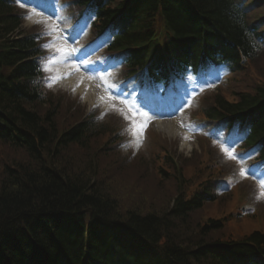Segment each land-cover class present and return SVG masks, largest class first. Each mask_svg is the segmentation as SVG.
Masks as SVG:
<instances>
[{"label": "trees", "instance_id": "1", "mask_svg": "<svg viewBox=\"0 0 264 264\" xmlns=\"http://www.w3.org/2000/svg\"><path fill=\"white\" fill-rule=\"evenodd\" d=\"M144 1L141 8H132L130 11L131 15L136 13L132 41L114 45L117 50L140 45L135 51L130 48V55H127L126 64L130 70H142L147 61H154L149 68L152 79L175 78L176 82H182L188 75L199 79L210 73L224 71L236 77L240 73L244 74L256 57V37L245 19H242V12L235 5V0ZM90 3L97 5L94 11L99 16L100 24L96 29L111 22V18L116 17L125 4L107 8L104 0H80L82 5ZM229 5L233 15H229ZM14 9L12 0H0V17L5 18L0 21V142L9 148L24 151L28 162L19 164L20 166L14 164L12 169L7 167L6 176L1 178L0 220L1 214L5 215L8 209L36 203L48 212L55 224L67 217L72 226L64 230L53 229L42 218L34 226V231L40 229L48 234L54 248L36 243L52 252L47 251V264L60 263L57 260L60 251L70 262L81 254L69 256L75 249L82 251L83 242L66 235L85 229L82 218H85L84 225L87 228L93 220L105 223V217L108 218L109 215L114 218L116 216L126 231L141 233L138 243L127 248L137 260L122 261L120 264H147L149 260L151 264H264L261 262L264 259L261 255L264 253L263 232H254L239 241L228 240L230 244L223 248L218 244L222 242L220 240H215L217 243L214 240L205 241L210 233L225 231L222 229L224 220L216 219L206 224L201 230L203 235L196 241L195 249H189L191 246L186 249L176 243L177 233H181L179 222L181 224L186 221L194 212L203 210L205 205L212 204L217 199L214 188L204 183L201 185L202 191L196 189L191 195L183 191L187 187L177 192L168 209L163 207L152 212L148 210V213L128 210L124 214L116 209L112 210V205L116 206L119 202L111 201V198L98 189L99 184L91 171L74 169L63 154L71 147L87 155L97 153L94 151L95 137L100 129L90 121H78L65 128L56 124L59 106L48 100L43 89L39 62L36 60L41 52L37 36L18 31L22 26V17ZM157 21H164L169 27L170 34L165 40L167 42H144L152 34ZM246 38L252 46L247 43ZM163 43L164 50L159 52ZM167 52L169 60H165ZM255 77L256 80L252 82L254 85L256 81L258 83L254 88L247 87L232 99L220 94L209 99L212 101L210 109H205L203 115L211 121L247 124L251 129L248 146H257L264 158V79L258 74ZM39 105L49 107L44 109L46 113L43 116L34 108ZM167 160L170 161V158ZM176 173V178L185 182L184 177L177 171ZM113 212L116 213L115 216L112 215ZM22 214L17 213V218L23 217ZM147 241H151L154 248H146L144 244ZM90 243V247L96 249L91 253L94 260L101 254L108 255L104 253V244L98 245L94 240ZM162 243L166 245L162 246ZM209 243H212L210 248L213 252L207 247ZM229 250L235 255L227 252ZM159 255H163L162 259Z\"/></svg>", "mask_w": 264, "mask_h": 264}, {"label": "rangeland", "instance_id": "2", "mask_svg": "<svg viewBox=\"0 0 264 264\" xmlns=\"http://www.w3.org/2000/svg\"><path fill=\"white\" fill-rule=\"evenodd\" d=\"M18 13L23 15L21 9H18L16 14ZM259 17L264 18V4L257 14V18ZM37 19L40 18L33 17V21ZM54 20H48V22L52 23ZM33 21L25 19L23 28L21 27L18 31L22 30L26 34L33 32V27H35ZM66 21V19L59 21L63 30V25L67 24ZM38 26L39 30L43 32L45 26L43 24ZM61 36H67V34L62 31ZM88 36L89 34L78 42H76L79 38L78 36H68L61 41L65 47L75 49L70 58L74 59L80 54L87 52L85 47L87 44L86 40L91 38ZM50 40L51 37H45L46 43ZM100 57L104 58L102 55L97 56V58ZM65 66L63 64L57 65L52 73L47 72V74L53 76L59 73L60 70L66 69ZM249 68L242 77H235L233 80L230 77L222 87H218L219 84L213 83L201 86L203 87V95L195 101L192 100L195 96H192L193 93L191 91L182 100L173 101L171 105L165 106V103H160L165 111L168 106V109L173 114L172 116L161 117V119L165 123L177 122L176 136L157 130L159 117L156 109L150 108L151 111L143 109V113H147L151 119L147 122V127L142 137H140V146H136L135 138L133 137L130 153H127L120 142L125 137L122 128L126 121L129 120H126L119 111L113 109L116 117L109 119L110 125L108 129L99 134L100 139L97 142L96 150H94L98 154L95 152H91L90 155L83 154L71 147L63 153L65 155L64 158H67L69 165L71 164L74 169L78 168V171L79 169H87L88 172L91 171L95 175L96 182L100 187L98 189L111 198V201L117 200L119 202L116 206L115 204L112 205L113 211L116 209V211H120L119 213L124 214L128 210L147 211L148 213L163 207L168 209L177 196V192L187 187V193L191 194L197 189L195 188L196 185L207 176V172L210 176L215 174L221 178L232 167L230 163L229 165L223 162L221 153L224 155L225 153L222 151V146L216 144L219 142L213 140L211 143L201 137L197 139L196 133L191 130L192 125L190 124L189 116L190 118H202L204 110L210 109L209 106L212 103L207 96H211L213 93L223 94L232 99L236 93L243 92L247 87L254 88L258 82L256 81L254 85L252 81L256 80L255 76L257 74L261 79H264V57L251 64ZM109 70H111V66H109ZM109 74L103 76V79L98 78L95 81L97 83L95 86V97L98 100L104 97L103 92L106 93L105 98L109 97L110 93H123L120 85L119 88H115V91H109L108 94L107 88L111 86L110 84H113L114 80H117L120 84L122 78L119 70H114L109 72ZM51 89L52 91L47 92V94L53 99L54 104L59 106L56 124L62 128L81 121L79 118L82 115L87 116L89 109H92L91 111L96 115L103 116L112 110L110 105H115V108L123 109L125 112H127V106H132V103L127 98L125 99L115 94L110 95L114 97L113 100L105 99L101 100L99 105H91V102L89 103L77 90H70L59 81L52 83ZM121 100L125 101V103L121 104ZM34 108L37 113L43 116L46 113L44 109L49 107L48 105H39ZM128 115L131 116V113H128ZM142 120L143 117L137 114V123ZM159 134L165 141L161 139ZM185 136L188 139H185ZM184 144H186L185 148L182 147ZM169 158L170 161L167 160ZM27 162L28 157L24 151L9 148L0 142V167H4L5 164L13 166L17 163L23 164ZM176 171L184 177L185 182L176 178L174 175L177 174ZM262 172L264 173V170ZM234 174L236 177L238 176V173L234 172ZM253 187L249 182H243L240 188L237 186L230 194L221 196L215 203L204 206L201 211L194 212L191 217L184 222L182 221L181 224L179 222L181 233H177L178 240L176 239V243L180 247H186V249L190 246L191 248L189 249H195L196 241L203 235L201 230L212 219L224 220L225 227L223 229L225 231L210 233L209 236H206L205 241L210 240L211 242L212 239L217 241L228 238H231L232 241H239L250 236L253 232L264 231V197L260 195V188L254 190ZM183 191L185 192V190ZM250 193H252L253 197ZM169 199L170 201L167 202ZM167 203L169 204L166 205ZM249 206H254V210L250 214L242 213V209L248 207L246 209L249 210ZM226 224L228 225L226 226ZM171 230H173L172 227ZM164 245L166 244L162 243V246Z\"/></svg>", "mask_w": 264, "mask_h": 264}, {"label": "bare ground", "instance_id": "3", "mask_svg": "<svg viewBox=\"0 0 264 264\" xmlns=\"http://www.w3.org/2000/svg\"><path fill=\"white\" fill-rule=\"evenodd\" d=\"M125 1H127V3L134 10H138V8H141L145 2L144 0H139V2L138 0ZM21 10L27 12V9L23 8ZM229 11V15H233V11L230 9V5ZM4 19L5 18L0 17V21ZM165 28L169 30L167 24H165ZM18 33L19 32H17V34ZM17 34H14V36H17ZM246 40L247 43L250 44V41L247 38ZM162 42L163 41H161V43ZM164 44H161L159 52H162L164 50ZM245 45L247 44L245 43ZM246 48L248 49L249 46H247ZM75 70L77 69H62L59 72L60 76L67 79V81L64 82L65 87L70 90H77V92L83 95L86 100L90 101L92 105L97 104L98 100H95V98L91 97V94L93 92L90 89L88 80L84 78V76L80 72H77L74 77H69L71 73L75 72ZM77 87L78 89H76ZM1 114L2 109L0 108V115ZM10 125L12 126V124ZM157 130L165 134L170 133L171 135L176 136L177 124L175 121L158 123ZM185 146L186 144L182 145L183 148H185ZM16 165L19 164L17 163ZM7 167L10 169L13 168L12 165L8 166L6 164L4 165V167H0V181L1 178L6 176L7 172L5 171H7ZM5 212V215L1 214L2 219L0 220V264H47L49 262L47 251L50 253L52 252L48 249H43L42 246L36 244L40 242L44 245H47V248L54 249L51 245L50 237L47 236V233L41 231L38 228L37 232L34 231V226L37 222H39L40 218L46 221L49 225L53 226V229L55 230H58L59 228H62L64 230L65 228L67 229L68 227L70 228L72 226L68 222L67 217L62 219L59 223L55 224L51 216L48 215V212L46 213L45 210H42L37 203L35 205L24 204V206L22 205L21 207H13L12 209H8ZM17 213H23V217L17 218ZM115 214L116 213L114 212L112 213L113 216H115ZM47 217L51 220L47 219ZM84 222L85 218H82V225L85 229L66 235V237H72L78 242H83L82 251L79 249H75L73 252L69 253V256H73L78 253L81 254L74 260L72 259V261L70 262L67 256L65 258L64 254L59 250L60 252H58L57 254V260H59L60 263L58 264H120L122 261L128 262L130 260L134 262L137 260L136 257L132 256L127 248L128 246H132V244L135 245L136 243H138V240L141 237V233H138L135 230L126 231L125 229H123L116 216L115 218L110 215L108 218L105 217V223H103L102 220H93V222L89 223V226L87 228L86 225H84ZM92 240L97 242L98 245L104 244V253L108 255L103 256V254H101L94 260L91 255L94 248L92 249L90 247V241ZM151 243V241H147V243H145L144 245L148 249L154 248V244ZM120 244L124 246H121ZM218 244L223 247L230 244V242L222 241ZM79 245L81 246V243H79ZM95 250L96 249H94V251ZM158 257L162 259L163 255H159ZM147 264H151V260H149Z\"/></svg>", "mask_w": 264, "mask_h": 264}, {"label": "snow or ice", "instance_id": "4", "mask_svg": "<svg viewBox=\"0 0 264 264\" xmlns=\"http://www.w3.org/2000/svg\"><path fill=\"white\" fill-rule=\"evenodd\" d=\"M34 16L35 17L41 16V12L37 11V9L35 7L31 8L29 10L28 14L25 16V19H27L29 21H33ZM64 19L65 18L63 16H60L57 13L56 19L52 23L48 22L47 17H41L40 19L33 21L34 23L43 24L45 26L44 31L41 32V34H40L41 39H44L45 37H51V40L42 46L44 49L49 50L53 53V55L49 56L44 61L43 71H45V72L52 73L54 71L55 66L61 65V64L67 65L69 58L75 52V49H69V48L65 47L63 43H61V41L66 39V37L61 36V32L63 31V29L60 27L59 21L64 20ZM73 67H75V66L73 65ZM78 70L79 69L77 68V71ZM62 78L63 77L60 76L58 73L54 74L53 76L50 77V79L52 80V83L58 82ZM186 78L191 79L192 77L190 75H188ZM101 79H103V77H101ZM52 83L49 84V87L52 86ZM110 87L114 88L115 85H111ZM100 99L102 101L105 99L110 101V100H113L114 97H112V96H109L107 98L101 97ZM120 103L124 104L125 101L121 100ZM110 106L115 108V105H110ZM115 110L119 111L124 116V118L126 120L130 121V127L127 129V131L135 138L136 146L139 147L141 144L140 137H142L143 132L147 127V122L151 118L148 117L147 113L140 112L139 116L143 117V120L140 123H137V111H134L133 106H130V105L127 106V112H125L123 109H118V108H115ZM128 113H131V116H129ZM182 127H183V125H182ZM184 138L188 139L187 136H185ZM232 143L234 144L235 141H233ZM222 151L225 153V155L228 157V159L238 160V162H240L241 160L251 158V156H249V157H241L238 159L234 155L233 151H230L228 148H224V147H222ZM261 169H264V165L253 166L248 171L253 176H258V175L261 176V181L259 184V187L261 189L260 195H261V197H264V173H261ZM240 175L241 176L246 175L245 170L243 168H241Z\"/></svg>", "mask_w": 264, "mask_h": 264}]
</instances>
